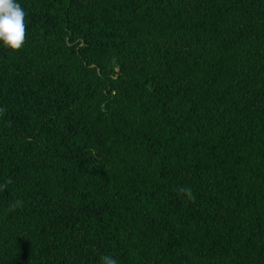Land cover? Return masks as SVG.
I'll list each match as a JSON object with an SVG mask.
<instances>
[{"label":"trees","instance_id":"1","mask_svg":"<svg viewBox=\"0 0 264 264\" xmlns=\"http://www.w3.org/2000/svg\"><path fill=\"white\" fill-rule=\"evenodd\" d=\"M15 2L0 264H264V0Z\"/></svg>","mask_w":264,"mask_h":264},{"label":"clouds","instance_id":"2","mask_svg":"<svg viewBox=\"0 0 264 264\" xmlns=\"http://www.w3.org/2000/svg\"><path fill=\"white\" fill-rule=\"evenodd\" d=\"M25 16L26 12L15 0H0V43L11 52L20 50L25 43ZM11 183L9 179L0 185V191L6 190ZM178 193L185 195L190 201L195 199L191 188L181 187ZM22 206L23 202L17 200L8 210L14 211ZM101 264H119V262L110 255H104L101 257Z\"/></svg>","mask_w":264,"mask_h":264}]
</instances>
